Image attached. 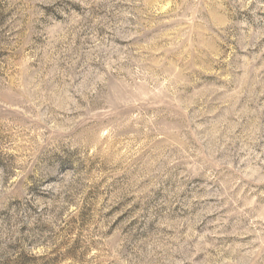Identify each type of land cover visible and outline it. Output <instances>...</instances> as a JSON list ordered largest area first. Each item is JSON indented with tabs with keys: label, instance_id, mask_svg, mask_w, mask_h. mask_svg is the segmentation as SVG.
<instances>
[{
	"label": "rangeland",
	"instance_id": "rangeland-1",
	"mask_svg": "<svg viewBox=\"0 0 264 264\" xmlns=\"http://www.w3.org/2000/svg\"><path fill=\"white\" fill-rule=\"evenodd\" d=\"M0 264H264V0H0Z\"/></svg>",
	"mask_w": 264,
	"mask_h": 264
}]
</instances>
